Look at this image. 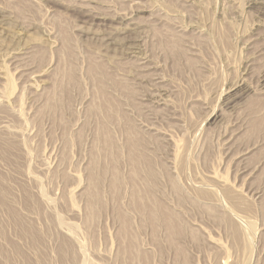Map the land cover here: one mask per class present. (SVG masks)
Masks as SVG:
<instances>
[{"label": "rangeland", "instance_id": "374dc122", "mask_svg": "<svg viewBox=\"0 0 264 264\" xmlns=\"http://www.w3.org/2000/svg\"><path fill=\"white\" fill-rule=\"evenodd\" d=\"M261 98L264 0H0V264H264Z\"/></svg>", "mask_w": 264, "mask_h": 264}, {"label": "bare ground", "instance_id": "6f19581e", "mask_svg": "<svg viewBox=\"0 0 264 264\" xmlns=\"http://www.w3.org/2000/svg\"><path fill=\"white\" fill-rule=\"evenodd\" d=\"M255 38V37H254ZM249 39V38H248ZM254 40V39H253ZM251 46V45H250ZM255 46V45H254ZM256 47V46H255ZM257 47H258V45H257ZM253 59V58H252ZM143 63V62H142ZM141 67V66H140ZM252 69V68H251ZM246 79V78H245ZM236 81V80H235ZM245 84V83H244ZM262 84V83H261ZM260 87V86H259ZM237 95V94H236ZM258 100V102H256V103H253V102H251L252 104L251 105H253V104H255V105H253L252 107H251V105L249 106L250 107V109L251 110H253V112L254 113H256L257 111L259 112V114H260V116L261 117H259L258 116V120H255L254 119V123L253 122H251V125H253V127H257V126H259L258 128H260V127H264V98L262 99H257ZM257 100H255V101H257ZM226 102V101H225ZM227 106V105H226ZM106 107V106H105ZM104 107V108H105ZM100 108V107H99ZM260 109H262L261 110V112L262 113H260ZM106 110V109H105ZM223 110V109H222ZM108 111V110H107ZM223 111H225V110H223ZM257 115H259L258 113H256ZM256 121V122H255ZM102 125V124H101ZM104 126V125H103ZM102 126V127H103ZM262 127V128H263ZM100 128H101V126H100ZM257 128V129H258ZM103 129V128H102ZM106 129V128H105ZM101 130V129H100ZM103 132V134L105 133V132H107V131H102ZM101 132V133H102ZM106 134V133H105ZM106 136V135H105ZM106 138V137H105ZM107 139H111L110 137H107ZM107 139H106V141H107ZM106 141H104V143H106ZM110 142V141H109ZM110 145H112V143H109ZM108 143L106 144V147L108 148L109 145ZM0 149H1V146H0ZM133 160H132V162H133V164H137L138 162H137V160L138 159H136V158H132ZM134 159H136V160H134ZM134 167H137V165L136 166H134ZM136 169V168H135ZM134 169V170H135ZM132 170H133V167H132ZM134 170H133V172H134ZM133 172H132V174H133ZM136 173H137V169L135 170V176L134 175H132V178L133 177H136ZM115 174H117V173H115ZM113 175V177H115L116 175ZM119 177V176H118ZM116 178V177H115ZM131 178V179H132ZM90 179H91V176H90ZM133 180H135V179H133ZM93 180H91L90 182H92ZM115 181V180H114ZM119 181V178H117L116 179V183ZM116 183H112L113 185H115V186H113L114 188H116ZM131 183H132V181H131ZM92 184H95V183H91V186H90V188H92V189H89V191L91 192V190L93 191L94 190V188H95V186L93 185L92 186ZM118 184V183H117ZM134 184H136V183H134ZM134 184H132V187H133V185ZM134 186H136V185H134ZM136 187H138V186H136ZM135 187V188H136ZM138 188H140V187H138ZM133 189H134V187H133ZM96 190V189H95ZM95 190H94V192H95ZM137 190V189H136ZM136 190L134 189L133 190V192L135 191V193L134 194H136V196H137V193H140V190H141V188L136 192ZM0 192H1V194L2 195H4L5 194V190H4V188L0 185ZM90 192L88 193V194H90ZM142 193H143V191H141ZM226 192V191H225ZM228 192V191H227ZM227 192H226V194H227ZM91 193H93V192H91ZM146 193V192H145ZM94 194V193H93ZM95 194H96V192H95ZM95 194L91 197L90 195V198H89V203H87V209H89L88 207L89 206H91V202H90V200L92 201V198L95 196ZM141 194V193H140ZM140 194H138L139 196H140ZM147 195H148V193H146ZM144 195V194H141L142 196L144 195V197H146L147 195ZM228 195H231V194H228ZM227 195V196H228ZM133 196H135V195H133ZM139 196H137V197H139ZM142 196H140V198H143ZM225 196V195H224ZM96 197V196H95ZM137 197H134L135 199L137 198ZM148 197V196H147ZM133 198V199H134ZM233 198H234V196H233ZM134 199V200H135ZM144 199V198H143ZM151 199V198H150ZM227 199H229V198H227ZM27 200V199H26ZM26 200H25V202H26ZM137 200V199H136ZM140 200V199H139ZM230 200H231V198H230ZM232 200H234L235 201V199H232ZM152 201V200H151ZM236 201H237V199H236ZM154 202V201H153ZM229 202V201H228ZM233 202V201H232ZM27 203V202H26ZM141 203V202H140ZM139 203V204H140ZM237 203V202H236ZM235 203V204H236ZM239 203V202H238ZM241 203V202H240ZM243 203V202H242ZM137 204V203H136ZM137 204V205H134L135 207H137V206H139L140 207V209H141V207H143V204ZM152 204V203H151ZM153 204H155V202L153 203ZM234 204V203H233ZM245 205V204H244ZM153 208H152V210H151V215L152 214H154V215H152V217L153 216H156L157 214L156 213H159L160 211H158V209H156V206H153V205H151ZM238 206V205H237ZM91 208V207H90ZM138 208V207H137ZM158 208V207H157ZM142 209H144V211H145V208H142ZM90 210V209H89ZM88 210V211H89ZM139 211V210H138ZM144 211H142V212H144ZM10 219H12V221H13V223H14V225L19 229V231H20V233H21V236L24 238V239H28L29 240V242H30V244H31V246L36 250L37 249V247H39L40 246V244H41V241H40V236H39V233L34 229V227L32 226V224L30 223V222H27V223H25L22 219H20L16 214H14V212H12V211H10ZM160 214V213H159ZM161 217H162V215H160ZM151 217V220L153 219V218H155V217H153L152 218ZM160 217V218H161ZM155 220H157V219H155ZM163 220H164V222H165V224H166V226H167V228L169 229V230H173V225H172V223L170 222V220H168L167 218H165V217H163ZM249 222V221H248ZM121 233L123 234V236H121V237H123L124 238V240H127V239H129L130 240V242L128 243V244H126V246L123 248V250L125 251V252H128V255L129 256H133V252H134V244L132 243L133 242V240H131L130 238H128L126 235H128L127 234V224H126V222H123V225H122V230H121ZM177 234H178V232H176ZM175 234V233H174ZM127 238V239H126ZM123 240V242H125ZM36 247V248H35ZM15 249V251H17V252H19L18 251V249L15 247L14 248ZM14 251V252H15ZM37 251V253L39 254V255H41L40 254V252H39V250L37 249L36 250ZM5 252V251H4ZM63 252H64V248L63 247H61L60 248V250H59V254L61 255V254H63ZM0 253H3V251L0 249ZM16 253V252H15ZM20 253V252H19ZM22 255V254H21ZM4 257H5V262H4V264H10L11 263V261H10V259H9V257L7 256V254H5L4 255ZM22 259L26 262V259H25V257L22 255ZM127 257V256H126ZM128 258V257H127ZM130 258V257H129ZM133 258H134V256L131 258V262H132V260H133ZM128 261H130V260H127L126 262L127 263H130V262H128ZM134 261V260H133Z\"/></svg>", "mask_w": 264, "mask_h": 264}]
</instances>
